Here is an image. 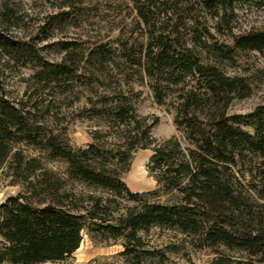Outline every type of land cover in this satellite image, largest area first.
Wrapping results in <instances>:
<instances>
[{
  "label": "trees",
  "instance_id": "trees-1",
  "mask_svg": "<svg viewBox=\"0 0 264 264\" xmlns=\"http://www.w3.org/2000/svg\"><path fill=\"white\" fill-rule=\"evenodd\" d=\"M252 3L264 7V0H202L201 7L224 34L228 12ZM135 8L146 37L137 50L124 48L117 56L100 46L77 59L34 65L40 94L78 88L93 96L84 110L105 131H95L87 148L76 150L65 135L44 127V117L33 113L39 104L29 109L0 93V167L14 159L22 171L16 178L24 181V191L0 206V264L62 262L79 250L84 233L101 242L122 241L121 255L139 264L153 256L143 251V234L155 229L184 235L200 249L264 255V107L249 117L254 133L237 127L241 117H230L229 108L248 98L251 88L213 64L233 61L238 51L264 54V31L228 47L206 27L182 35L173 0L138 1ZM0 44L6 45L1 35ZM135 73L150 81L158 105L173 108L186 145L177 137L156 144L152 132L159 119L138 114ZM17 145L64 163L67 172L46 170ZM149 149L148 171L157 189L132 192L123 176L134 154ZM241 166H249L246 175L258 173L259 185L241 181Z\"/></svg>",
  "mask_w": 264,
  "mask_h": 264
},
{
  "label": "rangeland",
  "instance_id": "rangeland-1",
  "mask_svg": "<svg viewBox=\"0 0 264 264\" xmlns=\"http://www.w3.org/2000/svg\"><path fill=\"white\" fill-rule=\"evenodd\" d=\"M138 1L147 0H0V35L6 43L5 46L0 44V93L14 104H23L29 109L39 104L33 113L44 117V127L65 135L76 150L87 148L94 142L95 131H105V125L89 118L84 110L93 96L78 88L74 93L47 91L40 94L32 80L36 73L34 65L40 60L58 64L68 55L77 59L100 46H107L117 56L124 48L137 50L146 41L142 28L138 27L140 21L135 8ZM201 1L173 0L177 5L174 22L182 35L187 36V31L193 27L202 31L206 27L219 44L233 47L238 37L264 31V7L256 3L238 4L229 11L230 24L223 25V34L215 29L219 24L217 20L210 19L202 10ZM201 56L208 63L204 52ZM213 64L228 76L241 78L250 86L251 95L234 100L228 114L241 117L237 127L254 133L249 117L264 107V54L238 51L233 61ZM131 79L135 81L134 89L141 94L138 114L151 121L159 119L152 132L156 144L177 137L186 145L183 134L175 125L173 108L155 102L150 81L143 74L135 73ZM16 151L23 152L27 159H40L48 171L61 176L67 172V165L49 161L32 147L17 145ZM152 156V149L134 154L131 170L123 176L132 192L147 193L157 189V182L148 171ZM17 167L14 159L0 167V206L24 191L22 176L16 178L22 173L16 170ZM247 169L249 166L238 169L241 181L247 187L249 183L259 185L258 173L246 175ZM143 238L146 244L143 251H149L153 256L142 259L139 264H264L263 254L251 256L224 247L200 249L190 238L177 232L155 229L143 234ZM123 252L122 241L101 242L84 233L82 244L74 255L62 262L48 264H138L123 257Z\"/></svg>",
  "mask_w": 264,
  "mask_h": 264
}]
</instances>
